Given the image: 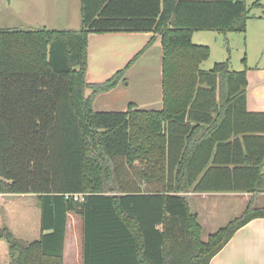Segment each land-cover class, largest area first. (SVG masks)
<instances>
[{
    "label": "trees",
    "instance_id": "obj_1",
    "mask_svg": "<svg viewBox=\"0 0 264 264\" xmlns=\"http://www.w3.org/2000/svg\"><path fill=\"white\" fill-rule=\"evenodd\" d=\"M80 17L73 30H0V194L35 195L41 213L38 241L0 230L9 264L30 263L32 252L62 264L69 214L81 223L82 264H209L264 218L253 201L264 194V112L246 109L245 58L240 71L229 58L202 70L210 49L191 38L245 35V0H81ZM108 32L160 38V110L93 109L153 39L110 78L87 83V37ZM225 146L228 161L210 158ZM188 193L252 198L203 232Z\"/></svg>",
    "mask_w": 264,
    "mask_h": 264
},
{
    "label": "crops",
    "instance_id": "obj_2",
    "mask_svg": "<svg viewBox=\"0 0 264 264\" xmlns=\"http://www.w3.org/2000/svg\"><path fill=\"white\" fill-rule=\"evenodd\" d=\"M38 4L41 7V10H38V18L42 22L43 29L73 30L80 28L81 0H41L38 1ZM52 16H56L58 21L59 19L63 20L62 27L46 28L47 24L45 25L44 22L55 19L51 18ZM205 32L211 31L194 32L191 38L192 43L203 45L204 38H206ZM240 38L244 40V35L235 34L232 42L238 41ZM149 42L145 51L125 72V81H120L113 89L99 93L94 97L92 102L94 110L125 111L130 104L138 110H160L162 108V50L160 38L152 32H108L88 35L85 77L87 83L104 82L116 71L125 67ZM143 59H147L146 62L158 63L159 67H156L151 75L141 77V81L138 83L136 75L146 71L144 63L141 62ZM246 75V109L253 113L264 112V66L257 65L254 68H248ZM134 87H137V91L134 90ZM140 87L146 90L143 97H138L136 94L141 91ZM229 141L231 139L226 140V142ZM215 150L210 152V158L213 157V154L220 162L228 161L231 158L232 149L229 146L223 147L219 152L217 149ZM27 195L0 194V230L7 228L6 223L9 215L12 217L14 214L17 215L10 207L7 212V202L9 206L25 205L27 207L23 212L25 215L20 217L17 215L15 222L13 221V235L19 240L32 243L38 241L41 236V213L36 196L33 195L34 199H26ZM186 197L190 212L197 215L203 232H215L232 219L240 216L252 195L247 193H188ZM33 200H36V204ZM253 201L255 207L264 208V194L256 195ZM35 206L39 210V215L34 209ZM76 225L81 230L80 221L74 215L69 214L62 264H82L80 232L78 235ZM9 262L8 245L4 239H0V264H9ZM27 264L58 263L52 258L35 257L32 252L30 263ZM209 264H264V218L253 219L238 229L226 245L210 260Z\"/></svg>",
    "mask_w": 264,
    "mask_h": 264
},
{
    "label": "rangeland",
    "instance_id": "obj_3",
    "mask_svg": "<svg viewBox=\"0 0 264 264\" xmlns=\"http://www.w3.org/2000/svg\"><path fill=\"white\" fill-rule=\"evenodd\" d=\"M38 1L41 0H0V30L10 29V30H28L31 28H43L42 22L39 20L38 10H41ZM258 1L259 5L252 6L254 2ZM27 2V3H26ZM245 3L249 9V19L247 21L246 33L244 35V46L239 47L237 40H234L235 34L227 33L222 34L218 32H205L206 38H204L203 45H206L210 49V55L208 59L203 61L200 65L202 70H210L215 63L223 62L227 58L230 60V69L232 71H240L243 69L244 64L242 59L245 58L246 68H254L257 65L264 66V0H245ZM45 16V15H44ZM56 17V16H55ZM52 16L51 18H55ZM45 18V17H44ZM43 18V20H45ZM35 19V20H32ZM48 20V19H47ZM63 20L59 21L55 18L53 20L45 21L46 28L50 27H62ZM229 41V52L226 50L225 42ZM150 56V55H148ZM147 59H143L145 72L142 74H137L138 83L141 81V77H147L151 75L155 68L159 67V64L155 62H146ZM138 66V65H137ZM150 67L152 68L150 70ZM137 70V69H136ZM153 70V71H152ZM152 71V72H151ZM140 73V72H138ZM158 76V75H157ZM136 79V81H137ZM158 79V77H157ZM152 83V82H151ZM135 84V83H134ZM153 84V83H152ZM134 86V85H132ZM141 89V87H140ZM137 91V87H134ZM141 89L140 92H136L138 97H143V93L146 94V90ZM33 198V195H27L26 199ZM14 199V198H13ZM19 199V197H17ZM34 199V198H33ZM34 201V200H33ZM7 202V212L8 207H10L17 215H25L23 212L26 211L25 205L16 204L14 206H9ZM36 204V200L34 201ZM37 206V205H36ZM37 214L39 215V210ZM9 208V209H10ZM32 209V207H30ZM14 214V213H13ZM7 215L8 222L6 223L7 229L13 234V227L15 222V216ZM76 232L79 235L80 229L76 225Z\"/></svg>",
    "mask_w": 264,
    "mask_h": 264
},
{
    "label": "water",
    "instance_id": "obj_4",
    "mask_svg": "<svg viewBox=\"0 0 264 264\" xmlns=\"http://www.w3.org/2000/svg\"><path fill=\"white\" fill-rule=\"evenodd\" d=\"M237 42H238L237 45H238L239 47H242L243 44H244V41H243V39H241V38H240Z\"/></svg>",
    "mask_w": 264,
    "mask_h": 264
}]
</instances>
